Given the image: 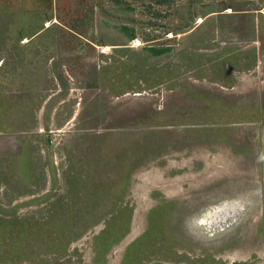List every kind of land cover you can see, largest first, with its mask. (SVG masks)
I'll return each instance as SVG.
<instances>
[{
  "label": "rangeland",
  "instance_id": "rangeland-1",
  "mask_svg": "<svg viewBox=\"0 0 264 264\" xmlns=\"http://www.w3.org/2000/svg\"><path fill=\"white\" fill-rule=\"evenodd\" d=\"M252 3L0 0V264H264Z\"/></svg>",
  "mask_w": 264,
  "mask_h": 264
},
{
  "label": "crops",
  "instance_id": "crops-1",
  "mask_svg": "<svg viewBox=\"0 0 264 264\" xmlns=\"http://www.w3.org/2000/svg\"><path fill=\"white\" fill-rule=\"evenodd\" d=\"M252 6L249 7H240L241 9L237 8L234 5H231L228 7V10H230L231 14H234V11L237 12H244L248 14H252V26L249 23L246 30L241 29V32L239 29L235 30V34H239L241 41L244 40L245 43H243L245 46L241 48V51L249 50L252 52L251 55H253L254 60L251 62V67L255 68L257 71H260L264 67V0H251ZM256 3L254 4V2ZM250 25V26H249ZM46 28V27H44ZM40 31L33 32L32 36L30 38L25 37L27 40L33 39ZM237 35H233V38ZM249 63V62H248ZM254 66V67H253ZM251 71V70H248ZM247 71V72H248ZM260 73V72H259ZM261 89V90H260ZM262 92V98H264V80H261L258 82L257 86V94Z\"/></svg>",
  "mask_w": 264,
  "mask_h": 264
},
{
  "label": "trees",
  "instance_id": "trees-1",
  "mask_svg": "<svg viewBox=\"0 0 264 264\" xmlns=\"http://www.w3.org/2000/svg\"><path fill=\"white\" fill-rule=\"evenodd\" d=\"M124 30H125V32L128 34V36H129V38L130 39H134L135 37H136V34H135V31L134 30H129L128 28H124ZM167 49H164V48H155V47H151L150 48V51L153 53V55H161V54H163L164 53V51H166ZM56 208V207H55ZM57 209V208H56ZM153 224V223H152ZM151 224V225H152ZM152 227H153V225H152ZM152 227H150V229H152ZM114 237V236H113ZM99 246H100V243H99ZM105 251H107V249L106 250H104V252L103 253H105ZM99 260H97V262H98Z\"/></svg>",
  "mask_w": 264,
  "mask_h": 264
},
{
  "label": "bare ground",
  "instance_id": "bare-ground-1",
  "mask_svg": "<svg viewBox=\"0 0 264 264\" xmlns=\"http://www.w3.org/2000/svg\"><path fill=\"white\" fill-rule=\"evenodd\" d=\"M229 12H230V10H229ZM47 26H49V22L46 24ZM28 40H26V42H27ZM218 209H215V208H213L212 210H210L209 212H208V214H209V219H216V217H217V215H218V213L220 212V210L221 209H223V208H225V207H217ZM206 219V218H205ZM202 221V220H201ZM205 221V220H204ZM210 221V220H209ZM206 222H208V221H206ZM211 222V221H210ZM209 222V223H210ZM204 223V222H203Z\"/></svg>",
  "mask_w": 264,
  "mask_h": 264
}]
</instances>
